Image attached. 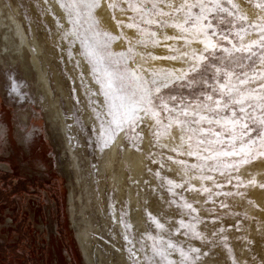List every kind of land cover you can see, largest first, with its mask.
Here are the masks:
<instances>
[{
	"label": "rangeland",
	"instance_id": "374dc122",
	"mask_svg": "<svg viewBox=\"0 0 264 264\" xmlns=\"http://www.w3.org/2000/svg\"><path fill=\"white\" fill-rule=\"evenodd\" d=\"M244 1L252 7L249 11L260 12L255 7L259 0ZM233 2L249 20L254 21L258 16L248 15L239 0ZM55 4L60 7V0H56ZM0 5L5 14L21 19L28 36L27 41H21L17 32L0 31V264H155L156 261L165 264L152 251L153 240L150 237H156L159 243L160 236L184 247L186 251L189 247L200 249L196 264L203 263L206 254L211 255L209 264H241L238 257L243 251L235 249L236 242L244 245L247 264H264L261 256V248H264V207L252 200L248 188L239 189L243 196L214 197L215 203L205 202L207 194L177 190L184 191L185 199L198 209L201 222L196 227L203 239L193 238L191 233H176L179 220L189 222L191 217L187 209L178 206V199L173 201L167 181L180 183L184 179L182 166L176 161L185 159L193 163L195 159L180 156L171 150L180 143L175 129L172 134L177 137L176 140L161 137L156 142L149 128L141 125L138 129L143 132V142L139 145L141 150L130 148V152L143 158L145 174L137 181L128 179L129 191L118 194L111 180L107 179L108 172L102 174L100 171L99 164L107 150H98L92 131L97 121L90 100L102 97L92 96L97 85L90 76L87 78L85 70L88 68L84 62L81 60V67L77 68L75 61L68 59L67 42L61 39L63 31L69 27L64 10L60 7L62 19L54 11L50 0H0ZM15 5L18 6L17 11L13 7ZM97 18L100 20L98 14ZM58 23L64 27H59ZM32 36H36L44 46L47 60L38 58V62L40 67H45L49 89L59 97L56 102L65 119V131L52 115V95L45 97L43 90L39 89L37 68L33 63L36 53L28 41ZM117 44L114 47L119 51V42ZM58 82L63 84L66 96L58 90ZM87 110L91 115L88 124L83 114ZM68 142L80 158L86 180L90 183L89 193L94 197L88 206L90 220L96 227L90 232L92 246H88L92 263L86 259L76 234V226H82V219L85 218V212L80 207V188L85 186L86 180L77 181L70 164L72 158ZM127 145L125 139L122 148L117 150L119 162L123 160ZM169 156L173 159L169 160ZM153 160L157 162L153 163ZM126 170L131 174L129 168ZM217 177L219 179L218 174ZM191 183L199 187L201 182L192 180ZM207 183L211 187V182ZM230 189L231 186L225 188ZM128 199L140 200V210L146 218L142 231L129 221L128 214L130 217L132 210ZM221 200L228 207L221 208ZM72 208H75L73 221ZM148 213L164 225L162 234L158 235ZM184 231L181 229V233ZM168 258L180 264L178 251L171 252Z\"/></svg>",
	"mask_w": 264,
	"mask_h": 264
},
{
	"label": "snow or ice",
	"instance_id": "6c2138e0",
	"mask_svg": "<svg viewBox=\"0 0 264 264\" xmlns=\"http://www.w3.org/2000/svg\"><path fill=\"white\" fill-rule=\"evenodd\" d=\"M60 7L69 25L61 36L68 59L77 68L84 62L97 85L92 96L102 97L90 100L98 150H119L126 139L128 148L140 151L143 132L138 129L145 125L156 142L176 140L175 129L180 143L171 150L195 159L176 161L184 179L167 181L173 201L178 199L191 217L179 220L176 233L203 239L196 227L198 209L184 191L207 194L205 202L215 203L214 197L243 196L241 188L264 189L255 176L240 174L244 165L264 159V0L255 5L260 14L254 21L233 0H60ZM98 9L109 13L117 33L102 27ZM117 12L127 20L118 19ZM126 29L135 30L134 39ZM155 47L167 49L168 55L148 50ZM162 60L173 63H155ZM83 76L82 71V83ZM192 180L200 181L199 187ZM220 207L228 205L221 200ZM148 215L156 228L164 229ZM150 238L154 255L165 264H175L168 258L174 251L180 264L199 259L198 248L186 251L163 236L159 243Z\"/></svg>",
	"mask_w": 264,
	"mask_h": 264
},
{
	"label": "bare ground",
	"instance_id": "6f19581e",
	"mask_svg": "<svg viewBox=\"0 0 264 264\" xmlns=\"http://www.w3.org/2000/svg\"><path fill=\"white\" fill-rule=\"evenodd\" d=\"M50 1H51L52 7L54 8V11L63 19V12L61 11V8L59 7V5L55 4L56 0H50ZM239 1H240L242 9L244 11H246L248 15L253 16V15H257V14L259 15L260 14V12L258 13V11H249V9L252 7L251 6L249 7L248 4L245 3L244 0H239ZM13 7L17 11L18 6L15 5ZM18 13H19V11H18ZM97 14L100 17V21L104 26L108 27V29L114 30L115 33L117 32L116 24L114 21H112L110 19V15L107 11H104L103 9H99ZM117 17H118V19L127 20V15H121L119 12H117ZM35 30L36 29H34V31ZM0 31L17 32V33H19V35L21 37V41H27L28 36L25 32V29L23 28L21 19L20 20L14 19L12 16L5 14L1 5H0ZM168 31H169V34H173L171 29H169ZM126 33L130 38L135 37V35H136L135 30H127L126 29ZM28 41H29V43H31V45L33 46V49H35V53H36V56H34V58H33V63L35 65V67L37 68L36 76H37V79L39 82V89L43 90L45 97H49L50 94L52 95V98L50 100V103L52 106V112H53L52 115L54 117V120L57 123H59V125H60V123L62 124V126H61L62 131H65V128H64L65 119L61 115L62 114L61 110H60V108L56 102L57 100H59V97L56 93H53V91L51 89H49L50 85H49L48 80H47L45 67H43V68L40 67V62H38L39 61L38 58H41L43 61L47 60L46 56H44V52H45V49H43L44 46L41 45L40 41L37 39L36 36H32L30 40L28 39ZM152 52L157 56H163L164 54L168 53V51L163 47L154 48L152 50ZM155 63H157L158 65H162V66L167 67V66H171V64L173 62L162 60V61H157ZM176 66L179 67L180 66L179 63H176ZM85 71H86L85 74L88 78L90 76L88 74V69ZM57 86H58L57 88L60 91V93H63V95L66 96L67 93L65 92V89L62 88L63 84L58 82ZM69 106H70V104H69ZM89 113H90V111H88V110L85 113H83L86 123L87 122L90 123V120H91V115ZM69 144L70 143L68 142V149L70 151L69 154L71 155V158H72V161L70 164H71V167L74 168L77 181H79V182L83 181L82 179L86 180L87 178H86V174H85V169L81 166L82 164L80 162V158L75 154L76 152L74 151V149L71 148V144H70V146H69ZM130 151H131L130 148H126L123 151L124 152L123 160H121L119 162L117 159V156H116L117 150L116 151L107 150L105 152L106 153L105 157L103 158L102 162L99 164V166H100L99 168H100L101 173L104 174V173L108 172L109 177L107 179L111 180L112 185L116 187V189L118 190L117 191L118 194L120 192L121 195H123L124 193H127V191H129V189H130L129 187H131V186H129V183L127 182L128 179H130L131 181H137V179H143L142 177H144V174H145V169L143 168V165H142L143 158L137 157L133 152H130ZM125 167L130 169L131 174H128V171L126 170ZM240 172H241L240 174L245 178L247 177L249 179V178L255 176L258 183H263V181H264V159L259 160V161L254 162V163H251V164H248V165H244L241 168ZM89 185H90L89 181L86 180L85 186L84 187L80 186L81 187L80 188L81 189V192H80L81 205H80V207H81L82 212H85V218L82 219L83 220L82 226H76L78 228V233H76V234L78 235V239L80 240V243L82 245L81 247H83V249H84L85 256L87 257L86 259L92 263L93 260H91L92 257L90 255L88 246L91 245V243H92V241H90V235H91L90 232L93 231L96 227L93 225L92 220H90L91 216H90V212L88 211L89 203L93 202V198H94L89 193V192H91V189H90L91 187H89ZM248 192H249V196L252 198V200H255L254 202H256L257 204L262 205L264 207V189H261L258 186L257 187H248ZM71 193H70V197L72 198L73 194H71ZM83 197H85V199ZM95 200L97 201L98 199H95ZM128 200H129V206L131 207L130 209L132 210L131 213L129 212L130 217H129V214L127 213L128 218H130L129 221L132 225L136 226L139 229V231H142V230H144V228L146 226V224L144 223V219H146V218H144V216H143L144 213L142 214V212L140 210V206H141V205H139L140 200L139 201H138V199H128ZM74 207H75V205H74ZM74 212H75V208H72L71 209V216H72L71 221H73V219H74V214H75ZM119 218H118L117 222L120 221ZM156 220H158V219H156ZM74 221H76V220H74ZM158 221L160 222V220H158ZM119 225L121 226V228H123L122 222H120ZM154 226H155V224H154ZM155 229H156V232H158V235L162 234L161 229L156 228V226H155ZM145 235L147 236L146 233H145ZM234 247L237 250L243 251L238 257L240 263L241 264H247L248 263L247 259L245 258V254H243L246 251V249H244V245L242 243L236 242V243H234ZM261 250L263 253L261 256L264 258V248H261ZM138 251H143V250H138ZM143 252H141V253H143ZM136 253H137V251H136ZM172 255L174 256L173 253H172ZM210 256L211 255L206 254V259L201 264H209V257ZM141 257H144V256H141ZM175 257H177V256H175ZM138 258L140 259V257H138ZM212 260H213V262H216L214 259H212ZM110 263H112V262H110ZM141 263H143V262H141ZM155 264H157V261L155 262Z\"/></svg>",
	"mask_w": 264,
	"mask_h": 264
}]
</instances>
